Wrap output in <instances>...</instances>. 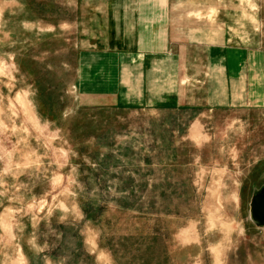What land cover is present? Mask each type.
<instances>
[{
  "label": "rangeland",
  "instance_id": "374dc122",
  "mask_svg": "<svg viewBox=\"0 0 264 264\" xmlns=\"http://www.w3.org/2000/svg\"><path fill=\"white\" fill-rule=\"evenodd\" d=\"M158 2L224 25L239 99L110 104L109 0H0V264H264V0Z\"/></svg>",
  "mask_w": 264,
  "mask_h": 264
},
{
  "label": "crops",
  "instance_id": "0c3cea01",
  "mask_svg": "<svg viewBox=\"0 0 264 264\" xmlns=\"http://www.w3.org/2000/svg\"><path fill=\"white\" fill-rule=\"evenodd\" d=\"M109 3L113 9L108 11L107 28L114 31L109 34L110 104L212 108L239 99L242 89L248 88L239 65L234 69L229 64L225 71V45L231 42L225 41L223 24L213 27V16L164 10L158 0H139V7L130 6L131 2L120 12L114 10L118 0ZM215 28L216 33L210 31ZM120 29L122 34H117ZM212 35L215 42H210ZM231 45L253 51L248 45ZM194 49L199 51L195 57ZM204 59H210L208 66L216 67L219 76L209 78L201 71ZM250 97L245 91V98Z\"/></svg>",
  "mask_w": 264,
  "mask_h": 264
},
{
  "label": "water",
  "instance_id": "95a60500",
  "mask_svg": "<svg viewBox=\"0 0 264 264\" xmlns=\"http://www.w3.org/2000/svg\"><path fill=\"white\" fill-rule=\"evenodd\" d=\"M248 214L254 225H264V183L252 193L249 200Z\"/></svg>",
  "mask_w": 264,
  "mask_h": 264
},
{
  "label": "flooded vegetation",
  "instance_id": "af4514ba",
  "mask_svg": "<svg viewBox=\"0 0 264 264\" xmlns=\"http://www.w3.org/2000/svg\"><path fill=\"white\" fill-rule=\"evenodd\" d=\"M264 226V225H263Z\"/></svg>",
  "mask_w": 264,
  "mask_h": 264
}]
</instances>
